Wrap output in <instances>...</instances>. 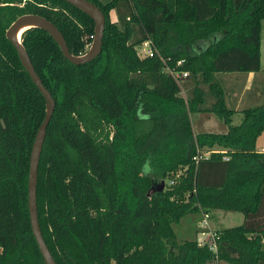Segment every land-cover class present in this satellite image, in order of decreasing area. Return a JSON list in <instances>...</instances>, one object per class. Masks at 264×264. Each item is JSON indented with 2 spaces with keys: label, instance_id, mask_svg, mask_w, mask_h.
Here are the masks:
<instances>
[{
  "label": "trees",
  "instance_id": "1",
  "mask_svg": "<svg viewBox=\"0 0 264 264\" xmlns=\"http://www.w3.org/2000/svg\"><path fill=\"white\" fill-rule=\"evenodd\" d=\"M89 1L105 25L102 50L86 64L67 60L41 28L21 34L55 100L37 213L56 263L264 264V152L256 150L264 98L234 125L216 78L260 70L264 0ZM23 14L54 23L74 55L94 35L93 19L64 0H0V264H45L28 211L45 100L5 36ZM145 40L151 57L137 53ZM170 71L187 75L178 82ZM192 112L214 114L227 132L195 134ZM212 210L239 212L243 222L216 231L215 250L177 239L174 224Z\"/></svg>",
  "mask_w": 264,
  "mask_h": 264
},
{
  "label": "water",
  "instance_id": "2",
  "mask_svg": "<svg viewBox=\"0 0 264 264\" xmlns=\"http://www.w3.org/2000/svg\"><path fill=\"white\" fill-rule=\"evenodd\" d=\"M64 1L80 9L81 11L86 13L89 17H91L94 21L93 39L89 49L84 54L81 55L72 54L67 46L63 34L57 28V26L47 18L38 14H23L17 17L13 21V23L9 26V28L6 30L5 33L6 38L16 49L20 62L27 71L31 81L40 91V93L42 94L45 100V116L42 122L40 123L34 137V141L31 147L29 170H28V211H29L30 226L45 264H57V263L43 238L38 220L37 176H38L40 155L46 137L47 127L55 108V100L52 97L51 93L44 86L42 80L35 71L34 66L30 60V57L27 51L25 50L24 46L22 45L21 35L19 38H17L16 33L23 25H28L27 28L29 27L41 28L53 38V40L59 46L63 56L71 63L75 65H81L94 60L102 50V41H103V33H104V25H105V17L103 12L96 4H94L89 0H64ZM163 188H164V181H162L160 184V189Z\"/></svg>",
  "mask_w": 264,
  "mask_h": 264
},
{
  "label": "crops",
  "instance_id": "3",
  "mask_svg": "<svg viewBox=\"0 0 264 264\" xmlns=\"http://www.w3.org/2000/svg\"><path fill=\"white\" fill-rule=\"evenodd\" d=\"M110 15H111L112 20L116 19V14L114 11H111ZM113 17H114V19H113ZM262 59H264V20L262 21V24H261L260 70L261 69L264 70V67L261 64ZM260 70L256 71V72H248V73H227L226 75H224L225 77H222L223 78L222 81H219V82L221 83V85L225 91L226 104L228 107L231 103V104L235 105V110L242 111L245 107H251V106L257 105L262 101V99L264 98V94H263L264 93V73H261ZM227 80L230 84L233 85V88L231 87L230 90H226V87H225V83ZM229 108H231V107H229ZM235 110H234V112H236ZM192 113H196V112H192ZM192 113H190V119H191ZM232 119H233V115H232ZM191 124H192V129H193L194 124H193L192 120H191ZM209 124H212V126H208L211 129L216 128L219 130L223 127V126L219 125V123H217V121H210L208 123V125ZM227 129H228V127H227ZM224 131L225 130H223V129L221 130L222 133L227 132V130H226V132H224ZM193 132L195 134L203 133V132H196L194 129H193ZM207 133H214V132H207ZM218 150L225 151V150L220 149L219 147H215L211 151H218ZM256 150L258 152H264V131L258 136V138L256 140ZM209 214L211 217L212 213L210 212ZM240 221L242 223L243 218L240 219ZM210 225H212L211 221L209 222L208 230H210V231L220 230V229H216L212 226L214 228L213 229V228H211ZM197 233H198V231H197ZM201 234H202V232H201ZM202 235H203V237H202ZM202 235H201V238L206 237L205 234H202ZM197 241H198V239H197ZM217 264H225V263L218 262Z\"/></svg>",
  "mask_w": 264,
  "mask_h": 264
},
{
  "label": "rangeland",
  "instance_id": "4",
  "mask_svg": "<svg viewBox=\"0 0 264 264\" xmlns=\"http://www.w3.org/2000/svg\"><path fill=\"white\" fill-rule=\"evenodd\" d=\"M111 16V15H110ZM114 19V17H113ZM262 66L264 67V59H262L261 62ZM261 73H264V70H260ZM227 73H238V72H227ZM227 73H217L216 78L219 81H222V77H225ZM224 82V81H223ZM226 90H230V88H233V85L228 82V80L225 83ZM184 96L185 94L182 93ZM229 105V104H228ZM250 106V105H249ZM233 110H235V105L231 104L229 105ZM233 114L232 124L237 125L241 122L242 118V112L235 110ZM191 120L193 121L194 127L193 129L196 132H214V133H222L221 130H225L226 132L227 127L224 122H222L219 118H217L214 114L209 112H196L191 114ZM210 121H217L219 125L223 126L221 129L216 128H210L208 126H212V124L208 123ZM209 128V129H208ZM212 216L209 218V222L211 221L212 225L211 228L216 229H222L227 227H233L238 226L241 223L240 219L243 218L242 214L235 211H223V210H212L211 211ZM202 219V213H193L185 216L183 220L178 224H174V231L176 232L177 239H190V240H196L201 238V232L207 231V228L202 226L200 220ZM213 226V227H212ZM213 228V229H214ZM198 231V233H197ZM203 237V235H202ZM206 238V237H204ZM225 263V262H223ZM227 264V263H225Z\"/></svg>",
  "mask_w": 264,
  "mask_h": 264
},
{
  "label": "built area",
  "instance_id": "5",
  "mask_svg": "<svg viewBox=\"0 0 264 264\" xmlns=\"http://www.w3.org/2000/svg\"><path fill=\"white\" fill-rule=\"evenodd\" d=\"M93 37V36H92ZM137 53L140 57H147V56H153L155 53V49L153 48L152 42L150 40H145L143 41L138 47H137ZM180 63V62H179ZM170 73L175 77L178 78V82L181 78L185 77L187 75L186 72L180 74L178 72H171ZM207 154V153H206ZM209 218L210 214L209 213H202V219L200 220L202 226L207 228V231L202 232V234L206 235V238H199L198 242L200 244L207 243L209 244V247L212 250L216 249L215 245V238L217 237V232L216 231H210L208 230L209 227Z\"/></svg>",
  "mask_w": 264,
  "mask_h": 264
},
{
  "label": "bare ground",
  "instance_id": "6",
  "mask_svg": "<svg viewBox=\"0 0 264 264\" xmlns=\"http://www.w3.org/2000/svg\"><path fill=\"white\" fill-rule=\"evenodd\" d=\"M28 27V25H23L20 27V29L17 31L16 36L17 38L20 37L21 33Z\"/></svg>",
  "mask_w": 264,
  "mask_h": 264
}]
</instances>
